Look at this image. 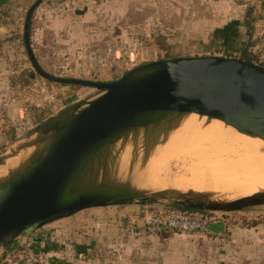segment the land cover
I'll list each match as a JSON object with an SVG mask.
<instances>
[{
    "label": "rangeland",
    "instance_id": "obj_1",
    "mask_svg": "<svg viewBox=\"0 0 264 264\" xmlns=\"http://www.w3.org/2000/svg\"><path fill=\"white\" fill-rule=\"evenodd\" d=\"M240 1L241 19L238 24L228 26V34L224 37L212 31L210 38L202 41L182 33L175 34L162 26H130L122 29L120 23L113 21L110 26L97 25L96 50L90 57L76 58L58 72H48L58 76L113 81L132 68L150 61L200 55L238 58L241 49L252 54L254 62L264 67V1ZM260 3L262 8L258 7ZM104 38L107 40L104 41ZM21 43L19 45L21 50L10 44V55L9 53L6 55L9 57L8 62L1 61L0 64V155L14 143H18L24 135L32 132L36 125L55 115L66 105L79 100H92L102 93L88 86L49 82L38 75L31 79L28 71L33 68L27 58L23 42ZM20 51L25 56L23 59L18 56ZM184 120L187 124H203L208 129L226 130L224 127H227L230 131L236 128L209 122L208 117L204 120L168 119L149 125L157 127L163 122L171 126ZM143 127L128 130L124 137L118 138L105 150L106 159L100 169L117 167L131 171L137 166V160L144 151L141 146L148 140L150 142L155 140L158 149L154 146L157 152L151 150L153 153H149V150L147 151L149 155L143 153L142 159L146 160V165L141 172L145 173L144 175L147 173L148 177L145 176V179L139 181L140 186L134 180L119 181V184H130L131 188L144 191L151 199L144 202L132 201L118 205L119 208L129 210L143 218L156 210L178 208L174 205L176 201L228 202L264 191L262 178L264 163H258L259 170L263 169L262 174H259L261 172L257 168L258 165L256 170L250 171L252 162L244 159L242 151L232 152L231 146L218 149L214 144L216 142L218 144L219 139L217 138V141L215 138V141H212V134L207 133L209 130L206 131L207 134L205 132L202 134L201 131L191 132V135L189 131L188 134L180 133L184 137L179 135L176 140L170 138V135L175 133L171 131V134L164 133L167 134L165 137L169 134L167 141L168 138L161 134L155 139L145 137V132L140 131ZM242 131L264 143L263 139L247 130ZM206 135L210 142H205L208 141ZM33 138L32 136L28 140ZM176 141H180V144ZM157 143H161L163 147ZM204 143H208L207 146H204ZM41 149L39 144L17 149V156L14 155V160L4 172L9 171L14 165L19 166L23 162L39 157ZM258 154L259 161H264V149H260ZM220 160L224 165L216 170L212 164L221 162ZM233 162L238 163L235 165ZM261 165L263 167H260ZM90 174L91 172L87 174L83 183H94V177H89ZM87 177L90 179L86 180ZM112 207L114 206L110 208ZM203 212L208 216H214L215 220L226 223V233L224 236L216 235L217 242L209 234L198 233L169 232L134 237L125 254L128 264H264V202L249 203L227 211ZM1 248L3 247H0V255Z\"/></svg>",
    "mask_w": 264,
    "mask_h": 264
},
{
    "label": "water",
    "instance_id": "obj_2",
    "mask_svg": "<svg viewBox=\"0 0 264 264\" xmlns=\"http://www.w3.org/2000/svg\"><path fill=\"white\" fill-rule=\"evenodd\" d=\"M43 1L34 0L23 20L22 42L33 68L28 76L102 93L66 105L0 155L1 163L9 151L37 144L42 148L39 157L0 180V247L29 227H41L86 208L150 200L130 184L83 183L88 173L97 174L103 166L106 148L128 130L195 113L236 125L264 140L262 65L240 57L200 55L150 61L113 81L54 75L42 68L30 45L31 18ZM199 201L174 205L227 211L264 202V191L228 202ZM207 230L224 236L226 223L211 221Z\"/></svg>",
    "mask_w": 264,
    "mask_h": 264
},
{
    "label": "crops",
    "instance_id": "obj_3",
    "mask_svg": "<svg viewBox=\"0 0 264 264\" xmlns=\"http://www.w3.org/2000/svg\"><path fill=\"white\" fill-rule=\"evenodd\" d=\"M32 2L2 4L7 20L0 27V64L8 62L10 44L15 48L22 44L23 20ZM241 9L240 0H44L31 18L30 45L44 70L58 72L72 60L94 53L98 24L110 26L115 21L122 29L162 26L205 41L210 32L238 24ZM18 56L25 57L21 51ZM128 218L142 221L136 213L109 205L29 227L1 248L0 264L26 245L34 248L37 264H128L125 254L134 237L121 227Z\"/></svg>",
    "mask_w": 264,
    "mask_h": 264
},
{
    "label": "bare ground",
    "instance_id": "obj_4",
    "mask_svg": "<svg viewBox=\"0 0 264 264\" xmlns=\"http://www.w3.org/2000/svg\"><path fill=\"white\" fill-rule=\"evenodd\" d=\"M206 116H199V115H197V114H195V113H192V114H189V115H186L185 117H182V118H184V119H188V120H191V119H203L204 120V118H205ZM210 121L209 122H214V123H218V124H223V125H231V124H225L223 121H221V120H219V119H214V118H212V119H209ZM199 124H187L186 123V121L184 120V121H182L180 124H175V125H171V126H168V125H166V123H163L162 122V125L161 126H157V127H155V126H150V125H147V126H144L143 128H141L140 129V131H142L143 133L145 132V137H154V139H155V137L157 138V136H159L160 134L162 135V136H164L165 137V135H167V134H164V133H170L171 131H174V132H172V133H174L172 136L170 135V138L172 137V139H175L176 140V137L178 138V136L180 135V133H189L190 135H191V132L193 133V132H195V131H201L202 132V134H203V132H205L206 133V131L207 130H209L210 132H207L209 135H211V136H213V140L212 141H215L214 139L216 138H218L219 139V141H218V139H217V141L219 142L218 144H217V142H216V144H214L213 142V144H214V146L215 147H224V146H231L232 147V152H238V151H242V155H244V159L246 160V161H250V162H252V165H251V167H250V171H253L254 169L256 170V165H258V163L260 164V163H264V161H259V159L257 158V155H259L258 154V151H260V149H264V143L263 142H260V141H258L257 139H255V138H252V137H250V136H248V135H246L245 133H243V131H242V129L243 128H241V127H238V126H236V125H231V126H229V127H232V126H234V127H236V128H234L233 130H230V131H228L227 130V127H224V128H226V130H224V129H208V128H206V126L205 125H203V124H201V125H199ZM228 127V128H229ZM230 129H232V128H230ZM191 130V131H190ZM192 130H194V131H192ZM169 131V132H168ZM189 131V132H188ZM127 132L128 131H126L125 133H123L119 138H122V137H124L126 134H127ZM201 132H199V135H201ZM196 133V132H195ZM206 133V134H207ZM211 133V134H210ZM164 134V135H163ZM187 134H186V136H187ZM185 135V134H184ZM194 135V134H193ZM192 135V136H193ZM195 135H197V134H195ZM194 135V136H195ZM168 136H169V134H168ZM168 136L167 137H165V138H168ZM180 136H182V134L180 135ZM204 136V135H203ZM207 136L208 135H206V137L205 138H207ZM182 137H184V136H182ZM188 137V136H187ZM198 137V136H197ZM165 138H163V139H165ZM181 138V137H180ZM201 138V137H200ZM211 138V137H210ZM188 139H189V137H188ZM196 139V138H195ZM208 139V141L206 140H204L205 142H210V140H209V138H207ZM152 142H150V140H148V142L144 145V146H141V149L142 150H144V151H142V153L140 154V158H138V160H137V166L136 167H134L133 168V170H131V171H129V170H124V169H119V168H117V167H110V168H108V167H105V168H102V169H100V170H98V173L97 174H95V173H93L92 174V172H91V174L89 175V177H94V183L95 184H119L120 182V180H127L128 179V182H130L129 180H134L135 182H138V184H139V186L141 185V182L139 183V181H142L143 179H145L146 177H148V174L146 173V175H144L145 173H143V172H141V170H142V168L144 167L145 168V165H146V160L145 159H142L143 157H144V155H143V153H147V151H149V153L151 152V153H153V151H155V152H157V147H156V145H155V140L153 141V140H151ZM166 141V140H165ZM167 141H169V138L167 139ZM161 142V141H160ZM164 142V141H163ZM174 142V141H173ZM177 142V141H176ZM180 141H178L177 143H179ZM158 145H160L159 143H157ZM169 144V143H168ZM167 144V146H169ZM174 144V143H173ZM180 144V143H179ZM206 144H208V143H204V146H207ZM182 145V144H181ZM156 147V149L157 150H155V147ZM161 146H162V144H161ZM177 146H179V145H177ZM213 146V145H212ZM154 147V149H152ZM163 147V146H162ZM165 147H166V145H165ZM164 147V148H165ZM182 147V146H181ZM230 147V148H231ZM159 148V147H158ZM164 148H162V149H164ZM180 148V147H179ZM216 148V149H217ZM161 149V150H162ZM215 149V148H214ZM219 149V148H218ZM217 149V150H218ZM151 150H153V151H151ZM160 150V151H161ZM173 150V149H172ZM175 150V149H174ZM234 150V151H233ZM38 151H40V148H39V150ZM37 151V152H38ZM177 151V150H176ZM208 151V150H207ZM209 151H210V149H209ZM208 151V152H209ZM37 152H36V154H37ZM160 153V152H159ZM168 153H170V152H168ZM210 153H212V150L210 151ZM238 153H240V152H238ZM17 154H18V150H16V151H13L12 153H10V151H9V153H7L6 155H8L7 156V158H5L1 163H0V180H3L11 171H14V170H16V169H18L20 166H22L25 162H23L21 165H19V166H16V165H14V166H12L10 169H9V171H7V172H4V170L6 169V167L14 160V158H15V156H17ZM148 154V153H147ZM154 154H156V155H158V153H154ZM15 155V156H14ZM149 155V154H148ZM147 155V156H148ZM151 155V154H150ZM171 155H173V154H171ZM211 155V154H210ZM168 156V155H167ZM172 157H174V156H172ZM171 157V158H172ZM170 158V159H171ZM172 161V160H171ZM211 161V160H210ZM221 161V160H220ZM215 162V161H214ZM234 163V162H233ZM233 163H231V164H233ZM238 162H235L234 164L236 165ZM234 164L232 165V166H234ZM253 164H255V165H253ZM213 165V167L214 168H216V170L217 169H220L221 167H223V165H224V163L221 161V162H217V163H213L212 164ZM260 167H263L262 165L260 166ZM147 168V167H146ZM204 168H206V167H204ZM258 170L260 169L259 168V165H258ZM145 170V169H144ZM234 170V169H233ZM263 169H261V171H262ZM210 171V170H209ZM228 171H229V168H228ZM260 171V170H259ZM259 171H258V173H259ZM260 171V172H261ZM225 172V171H224ZM255 173H256V171H254ZM263 172V171H262ZM262 172L261 173H259V174H262ZM136 173H138V175L136 174ZM139 173H141L142 175H140ZM207 173V172H206ZM258 173H257V175H258ZM202 174V173H201ZM264 174V173H263ZM262 174V176H264ZM203 175V174H202ZM205 175V174H204ZM209 175V174H208ZM207 175V176H208ZM257 175H255V177H258ZM146 176V177H145ZM153 176H156V175H153ZM210 176V175H209ZM262 176H259V177H262ZM89 177H87L86 178V180H89L90 178ZM145 177V178H144ZM158 177V176H157ZM156 177V178H157ZM190 177V176H189ZM204 177V176H203ZM206 177V176H205ZM262 178H264V177H262ZM210 179H211V177H210ZM221 179V178H220ZM124 180V181H125ZM127 182V181H126ZM131 183H133V182H131ZM93 184V183H92ZM122 184V183H121ZM126 184V183H125Z\"/></svg>",
    "mask_w": 264,
    "mask_h": 264
},
{
    "label": "built area",
    "instance_id": "obj_5",
    "mask_svg": "<svg viewBox=\"0 0 264 264\" xmlns=\"http://www.w3.org/2000/svg\"><path fill=\"white\" fill-rule=\"evenodd\" d=\"M7 20V13L0 4V27ZM141 223L136 219L128 218L121 224L122 231L128 236L141 237L162 233H198L209 234L217 242L218 237L207 230V224L215 221L214 216H208L201 210H189L169 207L156 210L141 218ZM37 254L34 248L26 245L18 253L11 255L6 264H37Z\"/></svg>",
    "mask_w": 264,
    "mask_h": 264
},
{
    "label": "trees",
    "instance_id": "obj_6",
    "mask_svg": "<svg viewBox=\"0 0 264 264\" xmlns=\"http://www.w3.org/2000/svg\"><path fill=\"white\" fill-rule=\"evenodd\" d=\"M219 34L220 36L222 35L223 37L225 36V34H228V26L227 27H225L224 28V30L223 29H218L217 31H215V34ZM228 40V39H227ZM240 53H241V55H240V57L242 58V59H245V60H247V61H251V62H254L255 60H254V56L252 55V54H250V53H247V52H245V50L243 49H241V51H240ZM175 207H178V208H180V209H189V210H197V209H191V208H189V207H184V206H179V205H175ZM169 233V232H168ZM11 245V244H10ZM15 244H13L12 243V245L11 246H14ZM10 249H11V247H10Z\"/></svg>",
    "mask_w": 264,
    "mask_h": 264
}]
</instances>
